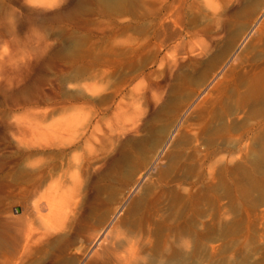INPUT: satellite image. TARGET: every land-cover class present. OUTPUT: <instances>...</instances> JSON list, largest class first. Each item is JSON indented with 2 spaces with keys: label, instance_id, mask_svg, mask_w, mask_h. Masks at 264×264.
Returning <instances> with one entry per match:
<instances>
[{
  "label": "rangeland",
  "instance_id": "1",
  "mask_svg": "<svg viewBox=\"0 0 264 264\" xmlns=\"http://www.w3.org/2000/svg\"><path fill=\"white\" fill-rule=\"evenodd\" d=\"M220 28L208 56L167 72L177 48ZM91 110L88 146L32 135ZM117 148L104 179L97 164ZM117 249L129 264H264V0H0V264H115Z\"/></svg>",
  "mask_w": 264,
  "mask_h": 264
},
{
  "label": "bare ground",
  "instance_id": "2",
  "mask_svg": "<svg viewBox=\"0 0 264 264\" xmlns=\"http://www.w3.org/2000/svg\"><path fill=\"white\" fill-rule=\"evenodd\" d=\"M147 14V13H146ZM147 16V15H146ZM224 20V19H223ZM223 23H225V22H223ZM226 24V23H225ZM221 27V26H220ZM225 27V26H224ZM129 28V27H128ZM221 29V28H220ZM225 29V28H224ZM218 31V29L215 31V33H213V32H209L210 33V35H205V38L203 39V38H198L197 37V39L196 38H192L191 39V41L190 42H188V44L187 45H184V46H182L181 48L179 47V48H177V54H175V56H174V60H173V63H169V64H167V67H168V70H167V72L169 71H172L171 69H175V68H171L172 66H177V61L178 60H180V59H186L187 57H190V58H200V57H204V56H208L209 54H210V52H211V50H212V48H213V42L216 40V39H218V38H216V37H219V36H221V34H222V32H223V29H221V30H219V32H217ZM199 34V33H198ZM208 34V33H207ZM173 36V35H172ZM200 37V36H199ZM219 40V39H218ZM189 41V40H188ZM217 42V41H216ZM180 44V43H179ZM120 47V46H119ZM177 47H178V45H177ZM114 51V50H113ZM178 55H181V58L178 56ZM168 60V59H167ZM166 62V61H165ZM164 62V63H165ZM172 62V61H171ZM176 65H175V64ZM192 63V62H191ZM163 64V63H162ZM181 64V63H180ZM183 64V63H182ZM164 65H166V64H164ZM184 66V65H183ZM179 67H181V66H179ZM166 68V67H165ZM98 76V75H97ZM170 78V77H169ZM165 81V80H164ZM154 82V81H153ZM166 84V83H165ZM162 85V84H161ZM150 86V85H149ZM96 86H91V85H89V84H86V85H84L83 87H82V89L81 90H83L82 92H80V95L81 96H83L84 98H86L85 97V92H90V90H92V91H96L97 89L95 88ZM94 88L96 89V90H94ZM165 89V88H164ZM164 93V92H163ZM92 95V94H91ZM172 95V94H171ZM86 96H87V94H86ZM140 96V95H139ZM150 96V95H149ZM156 97V96H155ZM152 99V98H151ZM84 105V104H83ZM133 106V105H132ZM64 107V106H63ZM70 107H71V105L70 106H68L67 108H63V110H65V112L66 111H68L69 109H70ZM83 107H85V106H82V107H80V108H83ZM72 109L74 108L73 106L71 107ZM152 108V107H151ZM141 109V108H140ZM83 110V109H82ZM86 110H87V108H86ZM128 110V109H127ZM92 111V110H91ZM86 112V111H85ZM124 112H126L125 110H124ZM188 112V111H187ZM92 113H93V116L92 115H89V116H87V117H83V119H76V118H74V117H72V116H68V117H66L65 118V120H62V119H59V120H55V121H53V122H51L50 124H48L47 126H45V127H43V128H37V130L36 129H33L32 131H33V134L32 135H36V138H37V135H39V136H45V137H48V138H50V140L52 139V138H57V137H60L61 139H60V141L58 142V143H55V145H57L58 147H59V149H60V147H63L66 151H73L74 149H76V147H78L79 145H80V143L82 142V143H84V144H87V140H88V137H85V140L84 141H81L82 140V138L80 137V136H86L88 133L90 134V135H92L93 134V132H94V135H95V130H98V127H99V120L97 119L96 121H94V118H96V117H99V115H100V111H98V110H93L92 111ZM91 113V114H92ZM128 113V112H127ZM115 114V113H114ZM113 114V115H114ZM121 114V113H120ZM122 114H126V113H123L122 112ZM132 115V114H131ZM116 116H117V114H116ZM100 118H102V117H100ZM115 118V117H114ZM134 118V117H133ZM141 118V117H140ZM123 119H124V117H123ZM128 119H129V117H128ZM151 120V119H150ZM135 121V120H134ZM130 122V121H129ZM137 122V121H136ZM145 122V121H144ZM102 123V122H101ZM132 123V122H131ZM129 124V123H128ZM133 124V126H131V127H128V128H126L127 126H124V128H123V132L121 131V133L122 134H120V136L122 135H126V134H129V135H133V136H135L134 134H136L137 132H139V128L141 127H139V124L137 123H132ZM141 124V123H140ZM101 125V124H100ZM36 126V125H35ZM120 127V126H119ZM112 129V128H111ZM42 130V131H41ZM121 130V129H120ZM40 131V132H39ZM101 132V131H100ZM76 133H78V135L76 134ZM120 133V132H119ZM152 133V132H151ZM78 137H77V136ZM90 135H87V136H90ZM122 136H121V139H123L122 138ZM91 137H93V136H91ZM95 137V136H94ZM93 137V138H94ZM107 137V136H106ZM128 137V136H127ZM33 138V137H32ZM31 138V139H32ZM80 138V139H79ZM90 138V137H89ZM113 138V137H112ZM125 139H126V136L124 137ZM137 138V137H136ZM150 138V137H149ZM41 139V138H40ZM44 139V138H43ZM105 139V138H104ZM109 139V138H108ZM107 139V140H108ZM124 139V140H125ZM49 140V141H50ZM58 140V139H57ZM54 141V140H53ZM52 141V142H53ZM89 141H91V140H89ZM88 141V142H89ZM103 141V140H102ZM126 141V143L123 145V147H129L130 145L132 146L134 143H136L135 142V139L133 138L132 139V137H130L129 139H127V140H125ZM138 141V140H137ZM140 141V140H139ZM34 142H37V141H34ZM51 142V141H50ZM98 142H99V140H98ZM104 142V141H103ZM106 142V141H105ZM108 142H109V140H108ZM122 142V141H121ZM120 142V143H121ZM167 142H168V140H167ZM167 142L165 143V145L164 146H166V144H167ZM30 143V142H29ZM81 143V144H82ZM97 143V142H96ZM113 143V142H112ZM35 144V143H34ZM38 144V143H37ZM61 144V145H60ZM90 144H91V142H90ZM103 144V143H102ZM110 144H111V142H110ZM138 144V143H137ZM54 145V146H55ZM112 145V144H111ZM32 146V145H31ZM36 146V145H35ZM45 146V145H44ZM50 146H51V144H50ZM49 146V147H50ZM87 146H88V144H87ZM105 145H102V147H100V148H103ZM121 146V145H120ZM130 146V147H131ZM163 146V147H164ZM30 147V146H29ZM90 147V146H89ZM88 147V148H89ZM37 148V147H36ZM41 148H43V147H41ZM47 148V147H46ZM57 148V147H56ZM79 148H81V146H79ZM92 148H95V145H94V147H93V145H92ZM33 149V148H32ZM35 149V148H34ZM118 149V148H117ZM53 150H55L54 148H53ZM93 150V149H92ZM96 150V149H95ZM127 150V149H126ZM126 150H120V149H118L117 150V152L116 153H118L116 156H114V157H109V159L108 158H105V159H103V160H101L98 164H97V167L95 166V164L94 163H92V161L90 160V162L96 167V171H99L100 172V170H104V172L107 170V173L105 174V173H103V175H101V176H103L104 177V179H105V176H108V175H112V172H109V171H111V170H113L114 169V167H120V165H122V162H123V157L125 156V154H126ZM61 151V150H60ZM94 151V150H93ZM100 151H101V149H100ZM54 152V151H53ZM104 152V151H103ZM160 152V151H159ZM90 153V152H89ZM93 153V152H92ZM61 154H63L62 152H61ZM114 154V153H113ZM60 155V154H59ZM64 155V154H63ZM65 155H66V152H65ZM91 155V154H90ZM61 156V155H60ZM80 156H81V154H80ZM109 156H111V155H109ZM107 157V156H106ZM58 158H60L59 156H58ZM62 158H64V156H62ZM86 158V157H85ZM104 158V157H103ZM68 159V158H67ZM87 159V158H86ZM92 159V158H91ZM61 160V159H60ZM82 160H83V158H82ZM99 160H100V158H99ZM157 160H158V158H155V160L152 162V164H151V166L149 167V170L150 169H152L153 168V166H154V164L157 162ZM62 161V160H61ZM63 161H65L64 159H63ZM80 161V160H79ZM98 161V160H97ZM59 162V161H58ZM58 162H56V163H58ZM66 162V161H65ZM89 162V161H88ZM95 162H96V160H95ZM32 163V162H31ZM36 163V162H35ZM52 164L53 165V167L54 166H56L57 164ZM68 163V162H67ZM79 163V162H78ZM97 163V162H96ZM59 164V163H58ZM63 164V163H62ZM65 164V163H64ZM69 164V166H70V163H68ZM91 164V165H92ZM37 165H38V163H37ZM61 165V164H60ZM56 166V168L54 169V170H57L58 172H59V170L61 169V171H62V169H64L63 167H64V165H63V167H62V165L61 166ZM72 165V164H71ZM79 165V164H78ZM81 165V164H80ZM80 165H79V167H80ZM89 165H90V163H89ZM88 165V166H89ZM92 165V166H93ZM36 166V165H35ZM68 166V165H67ZM66 166V167H67ZM73 166V165H72ZM93 166V167H94ZM57 167L58 168H60L59 170L57 169ZM94 167V168H95ZM30 168V167H29ZM33 168V167H32ZM69 168V167H68ZM42 169V168H41ZM51 169H52V167H51ZM26 170V169H25ZM35 170H37V167H35ZM34 170V171H35ZM115 170V169H114ZM148 170V171H149ZM53 171V170H52ZM67 171H68V169H67ZM51 172V171H50ZM57 172V173H58ZM65 172V171H64ZM115 172H116V170H115ZM42 173V172H41ZM40 173V174H41ZM56 173V172H55ZM60 173V172H59ZM58 173V174H59ZM96 173V172H95ZM40 174H38V175H40ZM46 174H47V172H46ZM64 174V173H63ZM144 174V173H143ZM147 174V173H146ZM35 175V174H34ZM33 175V176H34ZM37 175V176H38ZM43 175H44V172H43ZM52 175V174H51ZM50 175V176H51ZM55 175H57V174H55ZM96 175V174H95ZM22 176V175H21ZM41 176V175H40ZM77 176H78V173H77ZM98 176H100V174L98 175ZM100 176V177H101ZM144 176V175H143ZM34 177H36V176H34ZM44 177H46V176H44ZM48 177V176H47ZM97 177V176H96ZM145 177V176H144ZM38 178V177H37ZM55 178V177H54ZM62 178V177H61ZM23 179V178H22ZM36 179V178H35ZM48 179V178H47ZM50 179H52V178H50ZM99 180L101 179V178H98ZM106 179L107 180H109V182H110V179L108 178V177H106ZM34 180V179H33ZM49 180V179H48ZM106 180V181H107ZM142 180L143 179H140L139 181H137V183H136V185H135V188H138L139 187V185L140 184H142L141 182H142ZM44 181L45 180H43V178H39L38 179V183L39 184H42V183H44ZM53 181V180H52ZM64 181V180H63ZM96 181V180H95ZM102 181V180H101ZM104 181L105 180H103V184H104ZM53 183V182H52ZM58 183H59V179H58ZM102 183V182H101ZM108 183V182H107ZM56 184V183H55ZM77 184V183H76ZM57 185V184H56ZM55 185V186H56ZM104 185H106V184H104ZM101 185H99V182H98V184L96 183V184H94L93 186H92V188L90 189V192L91 193H89L90 194V197H91V199H93V200H100V201H102L101 200V190H103L102 188L103 187H100ZM36 187V186H35ZM44 187V186H43ZM58 187V186H57ZM39 188H41V187H39ZM47 189V188H46ZM52 189H53V186H52ZM48 190L49 189H47V193H48ZM57 189L55 188V191H56ZM39 191V190H38ZM37 191V192H38ZM46 191V190H45ZM50 191H52L51 189H50ZM54 191V192H55ZM37 192H35V193H37ZM35 195V194H34ZM47 195V194H46ZM56 196H58V193H57V195ZM67 196V195H66ZM71 196V195H70ZM45 197V196H44ZM128 197V196H127ZM129 197H130V195H129ZM63 198V197H62ZM126 198V197H125ZM47 199V198H46ZM45 199V200H46ZM55 199H57V198H55V196L54 195H50V197L48 198V200L46 201V203L44 204V205H42V208H44V209H47L48 207H49V209L50 208H52L53 210L55 209L54 208V206L56 207L57 206V202L55 201ZM109 199V198H108ZM124 199V198H123ZM37 200V199H36ZM43 200H44V198H43ZM59 200V199H58ZM105 200H103V202H104ZM38 202V201H37ZM40 202V201H39ZM125 202H126V200H124V202H122L121 201V204L118 206V207H116V212H114V215H113V217H112V219H111V221L102 229V230H100L99 232H98V234L94 237V238H92V240H91V242H90V246H92V247H96L97 246V244H99V242H103V240H105V238H107L108 237V233H111V231H110V229L113 227V224H114V220L117 218V216H118V214L120 213V211H121V209L124 207V205H125ZM55 203H56V205H55ZM98 203V202H97ZM105 203H106V201H105ZM40 204V203H39ZM35 205H37V204H35ZM93 205H95V204H93ZM38 207L40 206V205H37ZM35 208V207H34ZM39 209V208H38ZM38 209H34V210H37L38 211ZM63 210V209H62ZM42 211V210H41ZM50 212H51V209H50ZM52 212H56V211H52ZM64 212V211H63ZM39 213V212H38ZM44 214H47V213H44ZM49 214V213H48ZM53 215V214H52ZM58 215H59V211H58ZM42 216V215H41ZM49 216V215H48ZM43 217L45 218L46 216H44L43 215ZM50 217V216H49ZM50 220H51V218H50ZM47 221H49V220H47ZM46 221V222H47ZM48 223V222H47ZM29 224V223H28ZM31 225H32V222H31ZM103 226V225H102ZM32 228V227H31ZM33 229V228H32ZM19 230V229H18ZM112 230V229H111ZM110 231V232H109ZM20 233L19 234H21V237L24 239V245H23V249H26L28 246H29V242H30V240H31V238H32V233H31V231H30V229L29 228H27V225H26V227H25V229L24 228H22L21 229V231H19ZM36 232V231H35ZM42 237V236H41ZM107 241V240H106ZM109 243V242H108ZM104 245V244H103ZM111 245V244H110ZM101 246V245H100ZM106 246V245H105ZM98 247V246H97ZM96 250V252H98L97 251V249H95ZM102 250V249H101ZM111 250V249H110ZM109 250V251H110ZM108 250H107V248H106V250H105V252H107ZM108 251V252H109ZM113 252V251H112ZM111 252V253H112ZM123 252L124 253H126V249L125 250H123ZM123 252H119L118 251V249H117V252L115 251V252H113V256H115V258H116V262H115V264H129L131 261H128V259H127V257H126V255H127V253H126V255H122V253ZM130 252V251H129ZM100 253H102V251L100 252ZM99 253V255H101ZM132 254H133V252H132ZM95 255H96V253H95ZM108 255V254H107ZM129 255V254H128ZM135 257V256H134ZM129 259H130V255H129V257H128ZM98 259V258H97ZM110 259V258H109ZM115 260V259H114ZM113 260V261H114ZM131 260V259H130ZM79 262V261H78ZM129 262V263H128ZM81 263V262H80ZM82 264V263H81Z\"/></svg>",
  "mask_w": 264,
  "mask_h": 264
}]
</instances>
